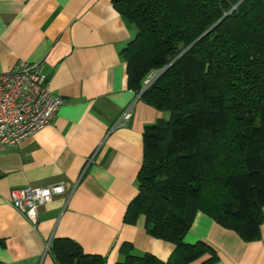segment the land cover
Masks as SVG:
<instances>
[{
    "label": "crops",
    "instance_id": "0c3cea01",
    "mask_svg": "<svg viewBox=\"0 0 264 264\" xmlns=\"http://www.w3.org/2000/svg\"><path fill=\"white\" fill-rule=\"evenodd\" d=\"M135 34L113 0H0V72L40 63L63 99L47 125L0 150V264H57L48 248L58 238L99 255L98 264L120 261L123 243L171 257L174 244L147 233L144 215L124 219L137 193L144 128L167 116L128 86L121 50ZM130 103L128 123L112 128ZM59 183L65 191L38 208L35 225L9 202L14 188ZM262 214L259 235L245 240L197 210L183 240L207 243L217 258L186 264H264V207Z\"/></svg>",
    "mask_w": 264,
    "mask_h": 264
},
{
    "label": "trees",
    "instance_id": "16d2710c",
    "mask_svg": "<svg viewBox=\"0 0 264 264\" xmlns=\"http://www.w3.org/2000/svg\"><path fill=\"white\" fill-rule=\"evenodd\" d=\"M136 28L121 50L127 83L166 112L146 125L137 193L124 219L145 217L150 235L168 240L167 261L123 243L115 264H186L204 254L186 243L200 210L243 239L260 232L264 207V0H113ZM156 76L144 89L143 81ZM57 264H98L69 238L49 248Z\"/></svg>",
    "mask_w": 264,
    "mask_h": 264
},
{
    "label": "built area",
    "instance_id": "2783aa9c",
    "mask_svg": "<svg viewBox=\"0 0 264 264\" xmlns=\"http://www.w3.org/2000/svg\"><path fill=\"white\" fill-rule=\"evenodd\" d=\"M155 76V72L150 73L144 79L142 89ZM62 103V97L52 92L40 63L20 61L16 69L0 72V150L19 144L47 125ZM132 105L130 103L122 109L112 128L128 123L132 116ZM64 191L63 183L14 188L10 191L9 202L35 225L38 208Z\"/></svg>",
    "mask_w": 264,
    "mask_h": 264
}]
</instances>
